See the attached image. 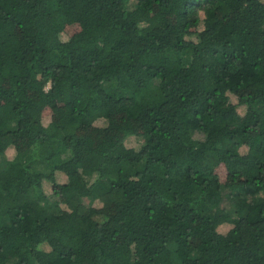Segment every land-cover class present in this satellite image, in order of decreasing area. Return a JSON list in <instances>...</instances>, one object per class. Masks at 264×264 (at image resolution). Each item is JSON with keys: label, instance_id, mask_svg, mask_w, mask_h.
<instances>
[{"label": "trees", "instance_id": "16d2710c", "mask_svg": "<svg viewBox=\"0 0 264 264\" xmlns=\"http://www.w3.org/2000/svg\"><path fill=\"white\" fill-rule=\"evenodd\" d=\"M0 264H264V0H0Z\"/></svg>", "mask_w": 264, "mask_h": 264}, {"label": "rangeland", "instance_id": "374dc122", "mask_svg": "<svg viewBox=\"0 0 264 264\" xmlns=\"http://www.w3.org/2000/svg\"><path fill=\"white\" fill-rule=\"evenodd\" d=\"M61 38L64 39L63 36H61ZM190 137L194 141H204L205 140L204 134H201L199 132H193ZM128 143H131L132 145H136L134 142H128ZM4 156H5L6 159L11 160L15 156L14 149H12V148L7 149L5 151V153H4ZM39 168L43 169L42 166L39 167ZM44 191H45V193L49 192L48 186H44ZM49 201H51V203L53 202V200H49ZM85 204L89 205V202H86ZM229 205L230 204H229L228 194L227 193H223L221 206H222L223 209H229L230 208ZM217 230H218L219 233H224L227 229H224L223 227H219Z\"/></svg>", "mask_w": 264, "mask_h": 264}]
</instances>
